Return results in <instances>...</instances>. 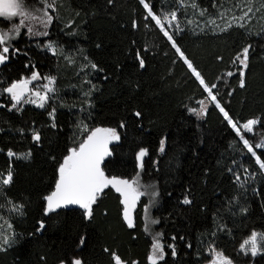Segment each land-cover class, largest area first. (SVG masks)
Segmentation results:
<instances>
[{"label":"trees","instance_id":"obj_1","mask_svg":"<svg viewBox=\"0 0 264 264\" xmlns=\"http://www.w3.org/2000/svg\"><path fill=\"white\" fill-rule=\"evenodd\" d=\"M37 1L43 2L24 0L28 6ZM227 1L194 0L210 16ZM144 2L155 14L178 7V0ZM51 16L46 37L54 52L35 44L42 38L21 33L0 65V181L10 169L13 174L0 192L12 229V243L0 241V264H72L75 259L152 264L144 196L133 211L132 227L112 186L99 194L91 218L73 206L47 212L45 198L55 187L59 165L96 127L115 128L120 136L110 144L105 174L129 179L139 172L156 187L152 212L164 248L157 264H204L211 246L234 264H264V251L252 256L239 249L252 231L264 234V173L215 103L200 118L190 111L208 93L185 63L186 58L209 87L216 85L213 94L234 122L257 121L256 134L246 138L264 140V20L218 29L185 23L172 35L182 57L141 0H55ZM246 47L244 68L238 57ZM32 71L51 75L55 91L43 107L19 103L13 108L3 89ZM141 149H147L142 170ZM254 150L264 161V148ZM9 151L16 156L9 157ZM238 161L255 173L251 188L235 180L231 167ZM185 198L191 203L184 204Z\"/></svg>","mask_w":264,"mask_h":264},{"label":"snow or ice","instance_id":"obj_2","mask_svg":"<svg viewBox=\"0 0 264 264\" xmlns=\"http://www.w3.org/2000/svg\"><path fill=\"white\" fill-rule=\"evenodd\" d=\"M43 3L46 4L48 9L55 7V0H43ZM141 3H143L144 7L148 9V14L152 20H154L155 23L160 26L161 30H163L164 25L161 21V18L152 11V8H150L149 5L144 2V0H141ZM29 8L30 6L26 5L24 0H0V17H23V19L19 21V24L14 26L13 30L16 36L19 35L20 28L23 27L25 22L30 19L40 18L41 23L45 28H47L52 22L53 17L49 15L46 10H44L42 13V17H46V19H43L33 14L35 9L29 10ZM249 11H251V9H249ZM245 15H247V13ZM171 16L173 20L176 19L175 12H173ZM164 19H167V17ZM27 32L30 35H48L47 31H34L31 27L27 28ZM163 34L169 41L172 42V46L176 48V51L180 52L179 47H177L175 40L173 39V36L167 31H164ZM13 38L14 37L10 36L8 32L0 31V64H3L6 60H8L10 49H12L10 41ZM13 51L18 52L19 49H14ZM248 51L249 49L247 47L244 48L242 58L238 57L244 68H247ZM180 55L183 57L182 52H180ZM185 63L195 75L196 79L199 80L200 84L204 86L208 96L211 98V101L216 102V107L220 109L225 119L228 120V123L236 131L248 153H251L254 157H256V163L259 165L260 169H264V161L261 160L260 156H257L254 150V148H264V141L256 143L255 145L250 143L249 139L245 138L244 134L241 132V127H238L237 123H235L229 117L228 113L217 102V96L213 94V89L216 87V85L213 84L209 87L201 77L200 72H198L196 68L193 67L192 63L186 58ZM140 66H144V61L142 59L140 60ZM92 67L95 68L96 65L93 64ZM228 75L231 76L233 73L229 72ZM241 76H243V71H241ZM37 79H40L39 74L33 73L31 80ZM44 79L48 80V84L44 85V88L46 89L44 94L41 95L39 91H34L32 93L38 97L40 101V107H43L44 102L49 99L48 93L55 91L54 87H51V85H54L55 83L54 78L44 77ZM30 82V80L12 82L10 86L3 89V92L10 94L11 99L15 102L12 105L13 108H15L22 100H25V93L28 91L27 86ZM241 86L243 87V80H241ZM26 102L36 103L35 100H27ZM136 115L139 116L140 113H136ZM256 123V120H248L242 125V128L247 132H252L253 125ZM53 127H55L54 124ZM120 127H124L123 123L120 125ZM33 139L37 142L41 139L39 132L33 134ZM119 139V133L115 128H96L79 144L78 147H74L69 150V154L64 157L63 162L59 165L55 191L45 198L47 200V212H54L61 207H67L69 205H78L84 210L85 216L87 218H91L92 205L96 203L99 194H101L105 188L112 186L115 191L120 193V195L123 197L122 204L124 205V218L127 221L129 227L133 226L131 212L135 208L140 198L145 195L154 197L155 195H158V193L152 190V185L143 186V190H141L142 186L140 185L138 178L128 180L118 179L115 177L108 178L105 175L102 164H104L105 158L111 155L108 147L109 143L112 141H118ZM164 144L165 141L161 140V152L164 151ZM27 155H30V153ZM145 155H147V149H141L137 155V159L140 161L139 166L141 170L143 169V158ZM8 156L15 157L16 154L9 151ZM24 158H27V156ZM239 179L240 177L237 176V180ZM12 181L13 174L10 169L6 177L0 181V192H3L5 187L10 185ZM183 203L190 204L191 200L185 198ZM43 227L44 224L41 223L40 229H43ZM3 242L4 244L8 245L12 243V241L7 238H5ZM83 243L84 240L82 238L81 244ZM246 246L248 247L245 254H247V252H251L252 256H256L258 253L264 251V234L258 235L256 232H253L250 239L246 240L241 245V250H245ZM173 255H175L174 249ZM149 259L151 260L152 264H157L158 260L164 259V248L159 240L153 244V255L149 257ZM72 264H82V262L79 259H75ZM116 264H120L118 259L116 260ZM225 264H231V261L227 260Z\"/></svg>","mask_w":264,"mask_h":264},{"label":"rangeland","instance_id":"obj_3","mask_svg":"<svg viewBox=\"0 0 264 264\" xmlns=\"http://www.w3.org/2000/svg\"><path fill=\"white\" fill-rule=\"evenodd\" d=\"M177 5H178L177 9H175L173 11L162 10L158 14H156L161 18V21L164 25V29L161 30L163 33H164V31H167L170 35H173V33L179 31L182 28L183 24H185V23H189L195 28L210 26L213 29H218V28L226 27L230 24H240V25L249 26L250 24H252L256 21L260 20L261 22H263V20H264V0H228L227 4H225L224 7H219L217 13H215V15H213V16L205 15L203 13V11L195 5L194 0H178ZM33 9H35L33 11L34 15H37L38 17L46 19V17H42L43 11L46 10L48 12V14L51 15L53 8L48 9L46 7V4H44L43 2L37 1V3L35 5L34 4L30 5L29 10H33ZM249 9H251V11H249ZM173 12H175V14H176L175 20H173L172 16H171V14ZM246 13H247V15H245ZM165 17H167V19H164ZM1 18L4 20L5 23L0 24V31L8 32L10 36L14 37L10 41L12 48H13L14 41L21 35V33H25L29 37L42 38V39H37L35 41V44L44 47L45 49L49 50L50 52L55 51V46H54L53 42L50 41L46 36L30 35L27 32L28 27L33 28L34 31H48L49 26L47 28H45L44 25L41 23L40 18L30 19V20L26 21L25 25L20 28L18 36H16L13 29H14L15 25L19 24V21L21 19H23V17H19V16L13 17V18L0 17V19ZM261 24H263V23H261ZM159 28H160V26H159ZM11 50L12 49H10V52H11ZM33 73H38V72L32 71L30 74L24 75L20 79L14 81V82L22 81V80H30L31 81L27 86L28 91L25 93V100H22L20 102L22 105L25 103H30V104L39 106L40 101H39L38 97H36L32 93L34 91H39L41 93V95H43L44 92L46 91V89L44 88V85L48 84V80L44 79V77L53 78L51 75H47V74L43 75V74L38 73L40 76V79L31 80ZM51 87H54V85H51ZM1 93H2V90L0 88V95H1ZM50 94H51V92L48 93V96ZM27 100H35L36 103L26 102ZM46 102H44V105ZM210 102H212V101H211V98L208 96L207 98L200 100L199 103L197 104V106L195 108H192L190 111L193 112V114H195L197 117L200 118L203 115V112L205 111L206 107L208 106V104ZM12 103H15V102L12 100ZM213 103L216 104V102H213ZM193 110H196V111H193ZM198 113H202V114H198ZM49 115L51 118H53L54 111L52 108L49 110ZM249 120H255V119H249ZM247 121L235 122V123H237L238 127H241V132L244 134L245 138H246V135H245L246 133H251V135L256 134L254 129L252 132H247L245 129L242 128V125L244 123H246ZM96 128H110V127H96ZM96 128H94L93 130H95ZM249 141H250V143L255 145L256 143H260L264 140H261V139L257 140V138L255 137V139H251ZM112 142H114V141H112ZM109 151H110V147H109ZM13 153H15V152H13ZM17 154L24 156L23 153H17ZM255 160H256V157H255ZM137 161H138V159H137ZM139 165H140V161H138V166ZM261 170L264 173V169H261ZM231 171L233 172L235 180L237 181V183L239 184L240 187L251 188L250 184L255 179V173L254 172H249V170H247V167L244 166L241 161L234 162L233 166L231 167ZM237 176L240 177L239 180H237ZM107 177L113 178L114 176H107ZM115 178L126 179V178H120V177H115ZM136 178H138L140 181V185L142 186L141 190H143V186L152 185V190L157 193L155 185L152 183L144 182L141 179L139 172H137L132 178H129L128 180H132V179H136ZM144 197H145V205L143 207V223H144L145 231L150 235L151 240H152L150 253L148 255V260L151 262L149 257H151L153 255V244L157 240H159V242L162 244L160 232H159L158 228L156 227L157 220L154 217L153 212H152L155 204L157 203L158 195H155L154 197H149L148 195H145ZM122 200H123V197L121 196V201ZM134 209L131 212L132 220H133ZM146 209H147V211H146ZM7 210H10V209L8 208L7 205H3V202L0 198V241H2V242L4 241L5 238L10 239L11 233H12L11 224L7 220L6 213H5V211H7ZM123 216H124V205H123ZM253 232H256L258 235L261 234L260 232L254 230L243 239V241L241 242V244L239 246V249L243 254L246 253L248 246H246L245 250L242 251L241 245L246 240L250 239L251 234ZM162 246H163V244H162ZM247 254H251V252H247ZM209 256H210L209 260L206 261L204 264H225V262L227 260H230L231 264H234V262L228 256H226L220 250L216 249L213 246L210 247Z\"/></svg>","mask_w":264,"mask_h":264},{"label":"water","instance_id":"obj_4","mask_svg":"<svg viewBox=\"0 0 264 264\" xmlns=\"http://www.w3.org/2000/svg\"><path fill=\"white\" fill-rule=\"evenodd\" d=\"M86 139V138H85ZM110 144L111 143H109V146L108 147H110ZM69 154V153H68ZM107 158V157H106ZM105 158V159H106ZM102 168H103V164H102ZM57 182V181H56ZM56 185V184H55ZM53 191H55V187L53 188V190L48 194V196L53 192ZM69 206H73V207H79L78 205H69ZM61 264H64V263H61Z\"/></svg>","mask_w":264,"mask_h":264}]
</instances>
